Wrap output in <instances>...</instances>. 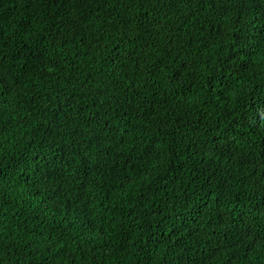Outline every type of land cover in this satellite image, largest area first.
<instances>
[{
    "label": "trees",
    "instance_id": "obj_1",
    "mask_svg": "<svg viewBox=\"0 0 264 264\" xmlns=\"http://www.w3.org/2000/svg\"><path fill=\"white\" fill-rule=\"evenodd\" d=\"M0 264H264V0H0Z\"/></svg>",
    "mask_w": 264,
    "mask_h": 264
}]
</instances>
